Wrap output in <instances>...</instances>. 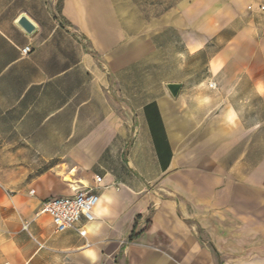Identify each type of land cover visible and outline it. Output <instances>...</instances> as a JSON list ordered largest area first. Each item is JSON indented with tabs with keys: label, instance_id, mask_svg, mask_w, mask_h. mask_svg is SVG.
Listing matches in <instances>:
<instances>
[{
	"label": "crops",
	"instance_id": "1",
	"mask_svg": "<svg viewBox=\"0 0 264 264\" xmlns=\"http://www.w3.org/2000/svg\"><path fill=\"white\" fill-rule=\"evenodd\" d=\"M60 1L0 0V264H264V0Z\"/></svg>",
	"mask_w": 264,
	"mask_h": 264
},
{
	"label": "built area",
	"instance_id": "2",
	"mask_svg": "<svg viewBox=\"0 0 264 264\" xmlns=\"http://www.w3.org/2000/svg\"><path fill=\"white\" fill-rule=\"evenodd\" d=\"M264 10V7H260ZM32 49L30 46H25L20 49L22 56H28ZM210 88H214V83H209ZM96 182L101 179L96 177ZM99 201L97 193L92 189L77 190L72 196L49 197L41 204V213L48 214L51 219L55 231L62 232L67 229L75 228L80 219L92 221L94 218L93 210ZM23 230L27 231L28 223L24 222ZM80 236H85V231L77 229Z\"/></svg>",
	"mask_w": 264,
	"mask_h": 264
},
{
	"label": "rangeland",
	"instance_id": "3",
	"mask_svg": "<svg viewBox=\"0 0 264 264\" xmlns=\"http://www.w3.org/2000/svg\"><path fill=\"white\" fill-rule=\"evenodd\" d=\"M61 4L60 0H43V5L45 6L46 11H59V6ZM3 147L0 146V158L4 156L1 154ZM23 163L10 162L0 159V183L8 186L17 185L18 181L21 180L17 171ZM28 180V179H26Z\"/></svg>",
	"mask_w": 264,
	"mask_h": 264
},
{
	"label": "water",
	"instance_id": "4",
	"mask_svg": "<svg viewBox=\"0 0 264 264\" xmlns=\"http://www.w3.org/2000/svg\"><path fill=\"white\" fill-rule=\"evenodd\" d=\"M16 25L27 35L31 36L37 30L36 24L25 14H21L17 20ZM166 88L171 94L172 97H176L181 88V84L179 83H167Z\"/></svg>",
	"mask_w": 264,
	"mask_h": 264
}]
</instances>
